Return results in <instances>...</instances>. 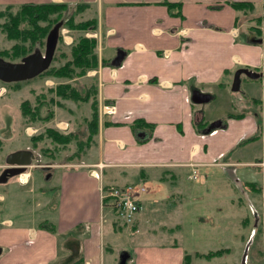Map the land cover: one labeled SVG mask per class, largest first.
Returning <instances> with one entry per match:
<instances>
[{
	"label": "crops",
	"instance_id": "crops-1",
	"mask_svg": "<svg viewBox=\"0 0 264 264\" xmlns=\"http://www.w3.org/2000/svg\"><path fill=\"white\" fill-rule=\"evenodd\" d=\"M163 1L179 3L180 15L170 14ZM239 1L253 3V10L230 5ZM24 3L88 4L83 13L97 21L99 63L85 79L97 88L98 129L80 158L32 160L10 177L4 172L13 164L6 158L19 150L7 152L0 140V264H105L106 243L117 232L133 236L124 252L130 264H185V254L204 253L185 244L187 223L211 227H194L197 242L206 232L224 249L243 246L232 234L253 215L240 200L241 207H232L231 196L241 190L245 197L239 168L264 166V0H0V8ZM118 50L124 57L113 65ZM239 68L261 73L248 83V98L258 99L252 101L258 109L226 115L221 127L198 131L193 110L202 102L194 103L193 94L222 96ZM70 119L55 111L49 124L69 134ZM136 120L145 124L133 128ZM136 183L144 187L141 210L130 228L114 229L116 214L101 209L98 188ZM24 201L30 222L23 218ZM235 210V216L243 214L234 217L238 225L230 222ZM207 211L209 223L202 217ZM260 211L264 219L263 201ZM260 252L264 264V241Z\"/></svg>",
	"mask_w": 264,
	"mask_h": 264
},
{
	"label": "rangeland",
	"instance_id": "rangeland-1",
	"mask_svg": "<svg viewBox=\"0 0 264 264\" xmlns=\"http://www.w3.org/2000/svg\"><path fill=\"white\" fill-rule=\"evenodd\" d=\"M77 4L78 3L74 5L68 4V9L61 14L58 22L51 24V29L58 23L61 24V27L59 30L60 37L57 43V48L55 50L54 58L51 62L50 67H58L64 64L67 59L70 58V48L73 42L77 40L79 36H87L96 33L95 30H72L63 24L64 21L73 14V11L75 10ZM15 10L16 8L12 9V11L14 12ZM82 13L76 14L74 16V20L81 21L89 19V11L83 14ZM50 17L55 18L57 17V14H53ZM3 21L4 19L0 18V23H2ZM45 40L46 38L44 39L42 45L36 44L33 47L32 51L26 55L18 56L15 58H0H3L8 62L17 63L20 62L23 57L32 54L36 49H39L43 53L45 50ZM14 43L15 41L13 40H7L0 30V51L10 49ZM27 44L28 43H25V45ZM62 52L65 53V56L61 55ZM96 53L99 57L98 44L96 47ZM85 75L74 77L72 79H56L50 76H40L35 77L32 80L19 82L17 84L3 83L0 81V140L2 146L4 147V150H6L7 152L16 150L28 151L33 154V161L41 160L49 162V160L51 159L66 160L67 156H70L72 154V156H77L75 158H72L73 160L80 158L81 155L87 150V147H84V150L80 152V154H76L78 150L77 141H85L86 137L89 134L87 121L88 119H90L92 113V99H90L86 103L75 101L67 102L66 99H62L56 96L54 92H51L50 88L54 89L57 84L67 82L81 89L91 84V82L88 83L86 81ZM251 81L252 80H250L246 75L243 74L241 76V84L238 92H232L230 87V91L224 93L222 96L217 94L214 95L215 97L210 101L194 105L193 117L199 121L201 115L204 116L203 119L208 126L215 120L220 119L222 121V119H224L226 115L231 114L232 116H238L240 114L256 111L258 107L255 108V106L252 105L253 100L251 101L248 98L250 92H253L251 89H248V83H251ZM51 98H53L54 103L51 101ZM37 99L43 100L46 104H41L40 106V114L42 115V117L46 116L50 110H52L53 113L56 111L58 117H60V115H64L66 117L68 115L71 116L70 122L74 126V130L72 133L75 134L78 140L75 139L69 144L63 146L54 143L50 138L45 136L43 139L37 141L36 144H34L32 137L41 133L44 134L45 130L51 125L49 124V121H51L54 117L53 115L52 118L46 121L41 119L31 121L22 115L20 108V104L22 103V101L28 100L30 101L32 106H35L37 103ZM58 102H60L61 106L57 105ZM32 126L34 129L32 128ZM242 169L245 168H239V174L237 175L238 177H236V179L241 178V180L243 179L244 181H254L260 188H262L260 192H253L246 187L244 192L245 197L242 196L243 194L241 190H238L236 194H233L231 196L232 207H241V204L238 202V200H240L241 203L244 202L245 204L244 207H246V214L253 215V217L249 218L248 224L247 226H245V229H241L240 227L239 230L243 231L235 232L236 235L232 234V237H237L243 241V246L239 247L231 243L232 246L227 248L228 251L225 252L221 257L212 260V262H207L205 259L196 258L193 256V253H191L192 258L190 261H192V263L197 261L198 264H260V250L262 249V243L264 241V219L263 216H259L261 215V201H263L264 204V166L260 167V171H242ZM32 171L35 175L36 171H38V168H35ZM258 172H260V174ZM240 181L236 186L238 187L239 185V189H242L243 185H241L242 181ZM54 192H56V190ZM214 192H216V190ZM23 194L25 199H30L32 197V193L29 191H26ZM238 195L241 196L240 199L237 198ZM28 203L29 201H24L21 208L23 213H25V211H27L28 213H25L26 215H24L23 217L24 220L30 222L33 217L30 214L31 207L28 206ZM0 205H5V202H0ZM214 207L217 208L215 205ZM235 212L236 210L231 216L232 218L230 222L231 224L235 225L241 224V222L238 221L239 219L234 217H238V215L242 217L243 214L241 216V214L237 213V216H235ZM202 217H205L204 220L205 222L207 221V223L213 220L210 218L211 215L208 211L204 213ZM114 219L115 220L112 223L114 229L119 227L130 228L132 226V224H122L117 217ZM163 224H167V226H169L168 224H170V219H167V221H165ZM204 226L200 224L193 226L189 223L183 226V229L186 230L187 234H189V239L185 242V244H190V246L194 248L193 250H198L204 253L210 250L222 248V241L218 239L209 241L210 238L206 237V232L204 233L203 240H201L200 242L193 240L194 236H192V234L194 227L202 228L201 231H205L206 229L207 231L211 230V227ZM131 238H133V236H129L125 232H117L116 234L112 235L111 239L108 241V243H106L105 264H119L120 254L123 252H129V246L132 245L130 241ZM130 260L131 258H127L126 264H130Z\"/></svg>",
	"mask_w": 264,
	"mask_h": 264
},
{
	"label": "trees",
	"instance_id": "trees-1",
	"mask_svg": "<svg viewBox=\"0 0 264 264\" xmlns=\"http://www.w3.org/2000/svg\"><path fill=\"white\" fill-rule=\"evenodd\" d=\"M163 2L164 5H166L169 9L170 14L176 16L180 15V11L178 9L179 7H177L179 6V3L175 4L166 1ZM230 5L235 10H245L249 12L254 8L253 3L245 1L231 2ZM68 7L69 5L67 3H24L16 6L7 5L0 9V18L4 19V21L0 23V30L7 40L15 41L10 49L0 51V57L15 58L18 56H23L30 53L36 44L42 45L44 39L51 29V24L57 23L61 14L66 11ZM13 8H16L15 12L12 11ZM87 8L88 4L78 3L75 10L73 11V14L70 15L63 24L69 29L76 31L95 30L97 28V21L95 18H89L81 21L74 20V16L76 14L84 12ZM53 14H57V17L51 18L50 16ZM260 20V17H255L256 24H259ZM255 30L256 32H259L258 28ZM25 43L28 44L25 45ZM97 44V39L93 37H87L84 35L79 36L78 39L73 42L69 52L70 58L67 59L64 64L58 67H49L37 77L50 76L56 79H72L74 77L84 76L88 70H93L98 67L99 57L96 53ZM61 55L65 56V53L62 52ZM17 83L19 82H15L14 84ZM50 91L54 92L56 96L62 99L72 100L75 102H88L90 99H92V113L90 119L87 121L89 134L85 141H77L78 150L76 154H80V152L84 150V147H88L91 144L93 141V136L96 134L98 129V101L96 97V85L91 83L90 85L79 89L70 83L64 82L57 84L54 89L50 88ZM51 101L54 103L53 98H51ZM253 101L256 103L259 102L258 99ZM36 102V105L32 106L30 101H22L20 104L22 115L31 121L39 119L46 121L53 117L54 113L52 110H50L46 116L42 117L40 114V106L41 104H46L41 99H37ZM57 105L61 106L60 102H58ZM193 123L198 131L205 129L207 126L203 118H200L199 121L196 118H193ZM144 124V121L136 120L132 126L133 128H137ZM45 136L50 138L54 143L63 146L69 144L75 139L78 140L74 133L63 134L51 127L47 128L44 134L41 133L32 137V140L34 144H36L37 141H40ZM254 138H250L247 141L253 140ZM244 185L253 192H260L262 190L254 181H247ZM41 226L50 231L55 230L54 226L49 222H43ZM119 228L121 229L123 227ZM227 251L228 249L221 248L210 250L205 253L196 252L193 254V256L196 258L209 260L214 257L222 256ZM191 258V254H185L184 263L189 264Z\"/></svg>",
	"mask_w": 264,
	"mask_h": 264
},
{
	"label": "water",
	"instance_id": "water-1",
	"mask_svg": "<svg viewBox=\"0 0 264 264\" xmlns=\"http://www.w3.org/2000/svg\"><path fill=\"white\" fill-rule=\"evenodd\" d=\"M61 24H56L47 34L45 40V50L42 53L39 49H36L32 54L27 55L21 59L20 62L12 63L0 58V81L3 83H15L33 79L40 75L43 71L48 69L54 57V53L57 47ZM124 57V52L117 51V55L112 61L113 65H119ZM246 75L250 79H255L261 76V73L254 72L247 68H239L234 72L233 80L231 83V91L238 92L241 82V75ZM210 96L194 93L192 101L194 103L207 102L210 100ZM222 121L220 119L213 121L207 127V131L221 127ZM33 160V154L28 151H16L7 156L6 161L13 164L8 168L4 175L6 177L20 175L24 172L25 168L31 164ZM128 258L127 253L120 254L119 264H126Z\"/></svg>",
	"mask_w": 264,
	"mask_h": 264
},
{
	"label": "built area",
	"instance_id": "built-area-1",
	"mask_svg": "<svg viewBox=\"0 0 264 264\" xmlns=\"http://www.w3.org/2000/svg\"><path fill=\"white\" fill-rule=\"evenodd\" d=\"M87 37H94L97 39V34L93 33ZM193 179L200 178L193 174ZM99 199L101 209H110L115 212L116 217L124 225H131L134 223L137 214L141 210L140 194L144 191L141 184H127L124 186H105L100 185Z\"/></svg>",
	"mask_w": 264,
	"mask_h": 264
},
{
	"label": "bare ground",
	"instance_id": "bare-ground-1",
	"mask_svg": "<svg viewBox=\"0 0 264 264\" xmlns=\"http://www.w3.org/2000/svg\"><path fill=\"white\" fill-rule=\"evenodd\" d=\"M22 176H26V175H22Z\"/></svg>",
	"mask_w": 264,
	"mask_h": 264
},
{
	"label": "flooded vegetation",
	"instance_id": "flooded-vegetation-1",
	"mask_svg": "<svg viewBox=\"0 0 264 264\" xmlns=\"http://www.w3.org/2000/svg\"><path fill=\"white\" fill-rule=\"evenodd\" d=\"M7 171H5V173H6Z\"/></svg>",
	"mask_w": 264,
	"mask_h": 264
}]
</instances>
